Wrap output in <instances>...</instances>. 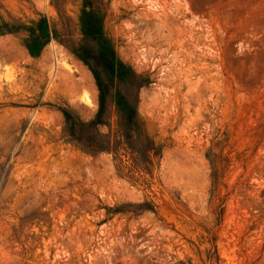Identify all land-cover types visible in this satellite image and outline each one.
<instances>
[{
	"label": "rangeland",
	"instance_id": "rangeland-1",
	"mask_svg": "<svg viewBox=\"0 0 264 264\" xmlns=\"http://www.w3.org/2000/svg\"><path fill=\"white\" fill-rule=\"evenodd\" d=\"M90 2L0 0V264H264V0Z\"/></svg>",
	"mask_w": 264,
	"mask_h": 264
},
{
	"label": "trees",
	"instance_id": "trees-1",
	"mask_svg": "<svg viewBox=\"0 0 264 264\" xmlns=\"http://www.w3.org/2000/svg\"><path fill=\"white\" fill-rule=\"evenodd\" d=\"M91 0H84V6L91 8ZM82 29L84 32V35L86 36H92V37H101V19H98L96 16L95 11L90 10V11H83V16H82ZM85 53V52H84ZM87 53V52H86ZM86 58L88 59H95L92 58L91 56L89 57V52L86 54ZM96 60V61H95ZM94 60V63L97 65L102 66L103 69L106 71L112 73L114 70V61L111 57L105 55L104 52H100L97 54L96 59ZM94 76L97 80V84L100 90V109L98 112V116L102 113L103 108H104V90L103 86L101 84V81L99 79V76L96 72H93ZM94 122H91L90 124H93Z\"/></svg>",
	"mask_w": 264,
	"mask_h": 264
}]
</instances>
